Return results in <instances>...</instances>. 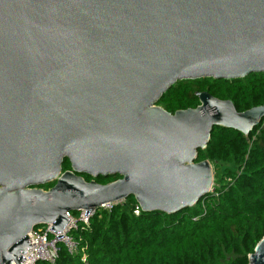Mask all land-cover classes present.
Returning a JSON list of instances; mask_svg holds the SVG:
<instances>
[{"label":"water","instance_id":"obj_1","mask_svg":"<svg viewBox=\"0 0 264 264\" xmlns=\"http://www.w3.org/2000/svg\"><path fill=\"white\" fill-rule=\"evenodd\" d=\"M263 72L264 0H0V264H22L29 232H63L69 212L198 204L214 128L247 136L264 104L238 111L208 91L196 108L158 103L180 81ZM249 264H264V237Z\"/></svg>","mask_w":264,"mask_h":264},{"label":"trees","instance_id":"obj_2","mask_svg":"<svg viewBox=\"0 0 264 264\" xmlns=\"http://www.w3.org/2000/svg\"><path fill=\"white\" fill-rule=\"evenodd\" d=\"M199 91L230 99L238 111H246L264 104V72L237 80L180 81L158 105L170 113L196 108ZM206 159L212 163L214 182L220 185L198 204L173 214L141 210L137 215L134 209L139 203L131 196L126 204L101 207L88 225L79 222L70 231L74 252L58 243L55 264H249V255L264 237V121L247 136L232 128L215 127L208 146L198 154L199 161ZM217 162L235 168L221 173ZM71 169L65 159L63 171ZM119 177L96 181L108 183ZM85 179L93 177L86 175Z\"/></svg>","mask_w":264,"mask_h":264},{"label":"built area","instance_id":"obj_3","mask_svg":"<svg viewBox=\"0 0 264 264\" xmlns=\"http://www.w3.org/2000/svg\"><path fill=\"white\" fill-rule=\"evenodd\" d=\"M113 204L116 203L105 204L102 207L105 209H111ZM141 210L142 209L138 204L135 207L134 212L138 215ZM94 212H91L88 215H86V211H80L78 212V215L69 212L68 215L71 220L64 229V236L62 237H58L57 235H63V232H55L50 228V224L32 229L28 234L29 242L32 246L24 253L26 260L22 264H36L39 261H47L55 264L58 257L59 242L64 243L69 251L74 252L76 250V245L70 236V231L72 229H77L79 222L88 225L90 217ZM83 259H86L85 255H83Z\"/></svg>","mask_w":264,"mask_h":264},{"label":"rangeland","instance_id":"obj_4","mask_svg":"<svg viewBox=\"0 0 264 264\" xmlns=\"http://www.w3.org/2000/svg\"><path fill=\"white\" fill-rule=\"evenodd\" d=\"M162 107V106H161ZM233 164H228L224 162H217V170L221 173H224L227 169H234ZM219 186L220 184H216L215 182L213 183V188L214 186ZM121 203L126 204L127 202L125 200L121 201Z\"/></svg>","mask_w":264,"mask_h":264},{"label":"flooded vegetation","instance_id":"obj_5","mask_svg":"<svg viewBox=\"0 0 264 264\" xmlns=\"http://www.w3.org/2000/svg\"><path fill=\"white\" fill-rule=\"evenodd\" d=\"M82 177H84V178H85V177H86V174H82Z\"/></svg>","mask_w":264,"mask_h":264}]
</instances>
